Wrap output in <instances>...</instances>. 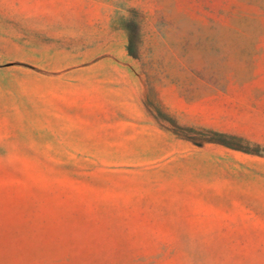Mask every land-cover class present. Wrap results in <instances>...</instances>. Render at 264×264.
Masks as SVG:
<instances>
[{"label": "rangeland", "instance_id": "rangeland-1", "mask_svg": "<svg viewBox=\"0 0 264 264\" xmlns=\"http://www.w3.org/2000/svg\"><path fill=\"white\" fill-rule=\"evenodd\" d=\"M0 264H264V0H0Z\"/></svg>", "mask_w": 264, "mask_h": 264}]
</instances>
